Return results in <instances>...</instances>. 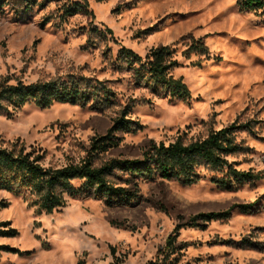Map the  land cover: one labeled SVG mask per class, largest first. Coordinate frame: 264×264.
<instances>
[{
	"label": "rangeland",
	"instance_id": "rangeland-1",
	"mask_svg": "<svg viewBox=\"0 0 264 264\" xmlns=\"http://www.w3.org/2000/svg\"><path fill=\"white\" fill-rule=\"evenodd\" d=\"M86 1L91 15L63 22L61 7L81 0H33L28 9L5 0L0 8V83L74 75L112 90L102 105L31 104L0 114V146L39 150L44 167L61 168L79 163L92 139L125 112L131 129L113 132L118 146L95 158L100 167L113 159H142L151 141L187 144L237 120L254 129L237 135L248 151L227 160L241 171L264 172V12H241L236 0ZM161 46L175 50L170 76L182 80L189 98L170 100L135 85L116 61L123 48L144 59ZM201 171L187 186L140 180L132 205L107 206L88 196L70 198L51 213L0 190V222L18 232L0 237V245L19 250L2 252L0 264H145L159 256L178 224L229 210L227 220L179 230L176 264H264V178L227 191ZM254 202L251 212L234 208Z\"/></svg>",
	"mask_w": 264,
	"mask_h": 264
},
{
	"label": "trees",
	"instance_id": "trees-1",
	"mask_svg": "<svg viewBox=\"0 0 264 264\" xmlns=\"http://www.w3.org/2000/svg\"><path fill=\"white\" fill-rule=\"evenodd\" d=\"M5 0H0V8ZM33 0H18L25 9L33 5ZM241 12H264V0H236ZM89 14L86 0L66 2L61 7L59 21L69 16ZM97 31V28H93ZM108 34L109 30H104ZM101 33V32H100ZM194 45L193 49H197ZM175 50L161 46L152 48L144 59L128 49H121L116 61L121 69L131 73L137 86H145L153 93H162L170 100L187 99L190 92L181 79H174L170 71L176 66L173 60ZM0 83V114L9 116L25 105H35L40 109L50 108L56 103L71 105H102L109 99L111 88L103 82L91 78L69 75L66 79L55 78L48 81L24 83L21 80ZM132 122L126 119L125 112L114 120L112 128L103 136L92 139L87 155L79 163H70L61 168L44 167L40 162L44 154L39 150H26L22 145L13 144L10 148L0 146V190L22 195L39 212L51 213L67 205L68 199L93 197L102 200L107 206L132 205L137 199L138 181L150 179L175 180L182 185L197 183L201 169L211 173L210 181L221 190H235L244 184H254L264 178V172L241 171L227 156H233L248 148L238 141L240 132L252 133L251 122L235 121L219 130L211 131L204 139L187 144L181 139L165 145L150 142L143 152L142 159L110 160L100 167L95 166V158L118 146L113 132L130 130ZM79 182V186H75ZM2 204L0 203V207ZM256 203L237 204L244 212H251ZM230 210L200 214L176 226L165 247L155 260L145 264H176L181 244L177 242L178 232L184 227H204L212 221L229 218ZM201 221V225L197 221ZM18 232L8 221L0 222V237L12 238ZM2 252L19 253V250L0 245ZM118 263V262H117ZM114 263V264H117Z\"/></svg>",
	"mask_w": 264,
	"mask_h": 264
},
{
	"label": "bare ground",
	"instance_id": "bare-ground-1",
	"mask_svg": "<svg viewBox=\"0 0 264 264\" xmlns=\"http://www.w3.org/2000/svg\"><path fill=\"white\" fill-rule=\"evenodd\" d=\"M194 83V82H193Z\"/></svg>",
	"mask_w": 264,
	"mask_h": 264
}]
</instances>
